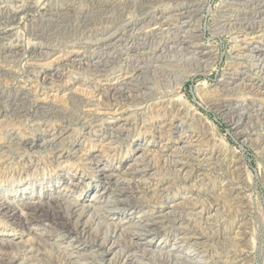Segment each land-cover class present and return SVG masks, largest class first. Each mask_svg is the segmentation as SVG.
<instances>
[{
  "label": "rangeland",
  "instance_id": "1",
  "mask_svg": "<svg viewBox=\"0 0 264 264\" xmlns=\"http://www.w3.org/2000/svg\"><path fill=\"white\" fill-rule=\"evenodd\" d=\"M262 94L264 0H0V264H109L119 247L90 256L119 226L149 254L264 264ZM93 203L84 235L56 228Z\"/></svg>",
  "mask_w": 264,
  "mask_h": 264
},
{
  "label": "bare ground",
  "instance_id": "2",
  "mask_svg": "<svg viewBox=\"0 0 264 264\" xmlns=\"http://www.w3.org/2000/svg\"><path fill=\"white\" fill-rule=\"evenodd\" d=\"M162 1V0H161ZM243 13V12H242ZM156 17V16H155ZM154 18V17H153ZM167 21V20H166ZM263 23V22H262ZM128 24V23H127ZM156 25V24H155ZM170 27V26H169ZM227 27V26H226ZM232 27V26H231ZM150 31V30H149ZM110 35V34H109ZM114 36V35H113ZM188 39V38H187ZM67 48V47H66ZM198 52V51H197ZM154 53V52H153ZM195 54V53H194ZM173 56V55H172ZM255 56V55H254ZM58 58V57H57ZM153 59V58H152ZM211 59V58H210ZM50 60V59H49ZM59 60V59H58ZM82 61V60H81ZM261 61V60H260ZM51 63V62H50ZM131 72V71H130ZM263 74V73H262ZM246 87V86H245ZM110 88V87H109ZM113 89V88H112ZM107 90V89H106ZM110 90V89H109ZM108 90V91H109ZM125 90V89H124ZM128 90V89H127ZM86 91V90H85ZM255 91V90H254ZM69 92V91H68ZM74 92V91H73ZM127 92V91H126ZM116 93V92H115ZM114 93V95L116 96V94ZM120 93V92H119ZM118 93V94H119ZM123 93V92H122ZM263 93V92H262ZM102 95V94H101ZM122 95V94H121ZM261 95V94H260ZM264 94H262L263 96ZM118 96V95H117ZM122 98V97H120ZM128 98V97H127ZM114 99V98H113ZM88 102V101H86ZM118 102V101H117ZM114 106V105H112ZM256 113V112H255ZM258 117V116H257ZM262 117V116H261ZM251 119V118H250ZM240 121H238V125L240 124ZM243 122V121H241ZM258 123V122H257ZM260 123V122H259ZM262 124V123H261ZM67 128V127H66ZM260 132V131H259ZM253 133V132H252ZM121 134V133H119ZM254 134V133H253ZM43 135V134H42ZM111 135V134H110ZM54 136V135H53ZM113 136V134H112ZM116 136V135H115ZM119 136V135H118ZM59 141V140H58ZM247 141V140H246ZM33 142V141H32ZM31 143V142H29ZM59 145L58 143L55 141V139L53 138L52 140H42L39 145L38 148H57ZM137 153L138 155H140L137 159L136 162H134L133 166L135 167V169L137 171H141V173L146 172L144 170V168H148L150 167L151 161L148 160V154L146 153V148L145 147H139L137 148ZM186 164H182L180 167L181 170H179L180 172H184L183 168H185ZM169 167V166H168ZM176 167V165L174 166ZM183 170V171H182ZM148 171V170H147ZM168 171V169H167ZM175 171V170H174ZM178 171V169H177ZM176 171V172H177ZM105 180H109L110 176L106 175L104 176ZM111 181V180H110ZM144 186H147L146 184H143ZM145 191L146 194L151 193L152 189L150 187H148L147 189H143ZM101 194H103V191L101 192ZM108 194V193H105ZM113 196L110 199L111 201H108L107 203H112L113 204V208H117L118 206H120L123 202L121 201V197L120 196H116L115 192L112 193ZM103 199V197H102ZM6 204H2L0 202V210L5 209ZM34 207V206H33ZM103 207V206H102ZM100 205H96V204H91V205H84L82 206V204H74L69 206L68 208H66V213L64 214V216H54V220L57 221V227L60 226H64L67 229V232H72L73 235H84L87 231V224L86 225H80V221L83 217L89 216L91 219L94 220H101L100 219V213L98 212L99 208H102ZM105 208V207H104ZM32 209V208H31ZM38 209V207H34L33 208V212H36V210ZM103 209V208H102ZM101 209V210H102ZM10 216L11 217H17L18 214L16 213V211L13 209H10ZM30 211V210H29ZM167 216L172 218L174 217L172 220V222L174 224H176L179 220L178 217H176L175 213L173 212H168ZM65 221H64V219ZM77 221L76 225L74 224L72 226L71 221L72 220ZM103 224L102 222L100 223V225ZM147 225H143V223L140 224H134V228L137 230H141L144 231ZM109 228V226H108ZM110 229H108L109 231ZM108 231L105 232L104 234V240L101 243H98L97 240L94 241V247L96 248V253L91 254L90 259L92 260H98L101 262H104L105 257L107 255V253L110 252V250L112 249V247H119V253L116 254L115 258L113 260H111L109 262V264H147V257L149 256L150 259H154L159 257L160 260H163L165 263L167 264H200L198 261H194L193 258H190V256H175V255H164V254H149L148 249H146L145 247L141 248L140 244L134 243L132 242L130 239L129 241H127L126 243H121L119 241V239L121 238V236H126L127 235V230L126 228H124L123 226H119V228H114L111 229L110 234H108ZM121 232V233H120ZM75 233V234H74ZM120 233V234H119ZM113 237H115L114 241L112 240ZM109 243H111V245L109 246V248H107V246L109 245ZM200 244L199 242L195 241L194 243V247L196 248H203L204 245ZM145 248V249H144ZM71 257L74 256L76 258H81L83 255H81V252L78 250H73L70 253ZM71 257H69L71 259ZM73 258V257H72ZM75 258V259H76ZM71 264H74V262H72Z\"/></svg>",
  "mask_w": 264,
  "mask_h": 264
}]
</instances>
